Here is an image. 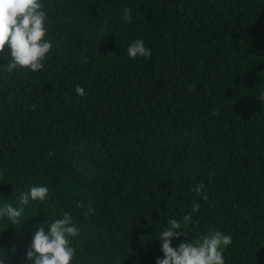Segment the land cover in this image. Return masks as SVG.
<instances>
[{"label": "trees", "instance_id": "trees-1", "mask_svg": "<svg viewBox=\"0 0 264 264\" xmlns=\"http://www.w3.org/2000/svg\"><path fill=\"white\" fill-rule=\"evenodd\" d=\"M43 3L44 67L9 72L0 52V202L24 208L0 218L6 264L62 211L73 264H155L169 217L188 231L174 247L220 230L225 264H264V0ZM137 38L150 57L128 56ZM41 183L49 198L20 205Z\"/></svg>", "mask_w": 264, "mask_h": 264}, {"label": "clouds", "instance_id": "clouds-1", "mask_svg": "<svg viewBox=\"0 0 264 264\" xmlns=\"http://www.w3.org/2000/svg\"><path fill=\"white\" fill-rule=\"evenodd\" d=\"M125 18L130 19V10H126ZM50 24L43 0H0V52L7 43L11 57L4 64L7 71L17 68L38 71L44 67L45 58L53 48V41L47 37ZM127 54L132 58H148L152 49L142 38H137L128 45ZM75 91L78 95L85 94V88L80 84L76 85ZM259 98L264 100V89H260ZM202 187V184L197 185L196 191L199 192ZM48 198L49 188L41 183L31 185L27 192H21L18 200L20 205H27L30 200L45 201ZM198 208V202L193 203L192 210L197 211ZM23 213V207L0 202V218H7L10 224L20 221ZM84 214L94 215L95 209L88 205ZM190 216L191 213L184 216L185 224ZM44 224H47V230ZM79 231L70 211H62L51 220L37 222L26 253V264H73L76 248L70 237L78 236ZM187 234L178 219L169 217L156 234L155 239L160 241L163 256L157 257L155 264H225L223 253L232 243L230 234L214 230L200 239H185L178 246H173V238ZM0 264H6L3 251H0Z\"/></svg>", "mask_w": 264, "mask_h": 264}]
</instances>
